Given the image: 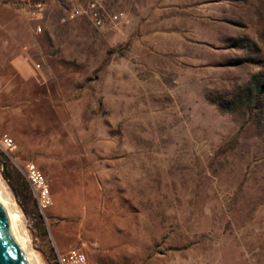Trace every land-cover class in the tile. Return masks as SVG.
<instances>
[{
	"label": "rangeland",
	"instance_id": "1",
	"mask_svg": "<svg viewBox=\"0 0 264 264\" xmlns=\"http://www.w3.org/2000/svg\"><path fill=\"white\" fill-rule=\"evenodd\" d=\"M0 190L33 264H264V0H0Z\"/></svg>",
	"mask_w": 264,
	"mask_h": 264
},
{
	"label": "built area",
	"instance_id": "2",
	"mask_svg": "<svg viewBox=\"0 0 264 264\" xmlns=\"http://www.w3.org/2000/svg\"><path fill=\"white\" fill-rule=\"evenodd\" d=\"M117 16H114L116 18ZM4 147L12 145L11 139L7 135L2 136ZM25 177L34 192L35 199L38 201L40 207H45L49 202L48 188L43 179L42 173L33 164L28 163L25 166ZM57 264H87L85 253L79 248L72 247L64 252L56 253Z\"/></svg>",
	"mask_w": 264,
	"mask_h": 264
},
{
	"label": "water",
	"instance_id": "3",
	"mask_svg": "<svg viewBox=\"0 0 264 264\" xmlns=\"http://www.w3.org/2000/svg\"><path fill=\"white\" fill-rule=\"evenodd\" d=\"M0 264H30L0 204Z\"/></svg>",
	"mask_w": 264,
	"mask_h": 264
},
{
	"label": "bare ground",
	"instance_id": "4",
	"mask_svg": "<svg viewBox=\"0 0 264 264\" xmlns=\"http://www.w3.org/2000/svg\"><path fill=\"white\" fill-rule=\"evenodd\" d=\"M0 204L2 205L4 212L7 216V219L15 233V236L23 250V253L26 257V259L29 261L30 264H33L30 257L27 256V253L24 252L25 247V238L20 235V222H19V216L15 210L10 206L9 200L5 197L3 192L0 190ZM28 249V248H27ZM27 252V251H26Z\"/></svg>",
	"mask_w": 264,
	"mask_h": 264
}]
</instances>
